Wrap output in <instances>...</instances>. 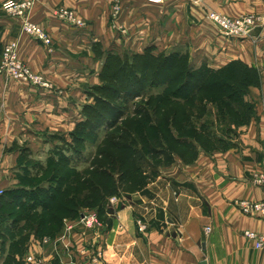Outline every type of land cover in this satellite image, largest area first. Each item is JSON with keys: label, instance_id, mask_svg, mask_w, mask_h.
I'll return each mask as SVG.
<instances>
[{"label": "crops", "instance_id": "crops-1", "mask_svg": "<svg viewBox=\"0 0 264 264\" xmlns=\"http://www.w3.org/2000/svg\"><path fill=\"white\" fill-rule=\"evenodd\" d=\"M4 1L0 54L5 44L16 41L19 58L50 87L0 76V190L21 186L16 172L27 153H48L58 136L71 134L81 121V105L91 100L87 88L99 83L102 63L92 44L129 52L154 45L158 51L188 53L191 61L213 69L240 62L257 78L244 96L254 115L237 144L200 155L140 189L115 194L119 201L107 200L99 213L100 239L73 236L74 259L90 264L87 248H101V264H264V248L243 236L245 230L264 232L263 219L243 214L236 204L264 200V189L252 180L256 171H264V0H123L116 24L124 31L113 27L111 0H36L30 18L47 30L50 44L21 32L18 18L3 9ZM56 6L73 10L86 27L56 18ZM210 11L233 18L253 15L255 23L246 36H228L208 18ZM138 219L145 231L138 229ZM28 241L45 259L63 260L68 251L59 241L58 248L40 244L34 235ZM1 246L0 240V264H11ZM15 260L12 264H25L24 258Z\"/></svg>", "mask_w": 264, "mask_h": 264}, {"label": "rangeland", "instance_id": "rangeland-1", "mask_svg": "<svg viewBox=\"0 0 264 264\" xmlns=\"http://www.w3.org/2000/svg\"><path fill=\"white\" fill-rule=\"evenodd\" d=\"M6 1L7 0L3 2L2 7ZM122 2L123 0L121 1V8ZM203 2L194 1L195 4H200ZM113 4L114 0H111L109 16L112 19L113 27L115 26V28L121 29L116 24L121 12V8L118 17L113 19L111 15L113 11ZM211 12L215 11H210L207 13L209 19ZM18 20L20 24V18H18ZM30 20L34 22L31 18ZM211 22L213 21L211 20ZM215 26L222 33H224L216 24ZM79 27L85 28L86 22L84 21V26ZM121 31L124 30L121 29ZM4 46L2 47L0 60ZM91 49L95 59L100 60L102 63L98 72L99 83L87 88V94L91 100L81 105V120H84L82 114L84 112L83 107L85 105H93L96 94L106 96L110 102L120 104L121 108H125V114L123 118L121 119L120 123L113 128L103 126L93 133L85 132L80 134L75 132L73 136L77 141L74 142L73 136H71V134L67 136H58L59 138L56 141V146L48 151V153L47 151H43L42 153H27V155H25L26 159L21 160L16 174L21 181L22 187L19 188H22V192L25 191L29 193L32 191L36 196H39L42 192L43 194L47 192L54 193V188H57L58 179L61 175L68 173L70 175L80 174L79 180L76 181L75 185H73L76 191L74 192L75 195L73 194V198H71L68 203H73L75 209H79L84 205L93 207L92 209L85 207L82 208L81 211L88 209L89 211L97 213L100 225L95 231L87 230L78 224V218H65L63 220L64 226L62 231L57 234L55 238H49L50 241L48 243H43L44 239L48 238L47 236H43L42 238L35 236L37 239H40V244H49L54 248H58L59 245L57 244V241H59L62 243V246L65 248V250L68 248L63 261L54 260L53 258L45 259L41 256V254L39 255L32 244L27 245L29 242L28 239L34 233V230L26 231V234L29 232V235L27 241L25 240L26 245L28 246L25 253L23 250L25 244L19 248H15V246H13V250H11L12 248L8 244L11 241L18 239L22 234L7 229L9 226L8 222L12 220L10 218L13 214H11V216L8 218L0 217V221L5 222L3 227H0V240H4L5 242L4 246H1V251L4 256H7L8 252H16L15 256H18L21 260V258H25V255L28 251H31L36 256L46 260L47 262L76 264V259L74 258L77 256L76 250L78 249V246L77 243L75 244L72 241L73 236H79L82 241L88 235L91 236V238L94 237L100 239V236H102L101 232L103 222L99 218L96 209L102 210L103 205L107 202V200L109 202L111 194L126 193L140 189L158 176H171L172 173L179 172L182 166L193 160H196L200 155L212 154L214 151L225 150L227 147L237 144L240 131L242 127L246 125L244 124L241 127H236V125H234L238 123V119L236 117L227 115L226 113L222 115L216 114V108H214L211 103L206 101V95H203L202 98H194L191 101H185L182 98H174L173 96L165 99L163 96L164 94H167L168 91H165L163 87L150 86L149 83L145 84L147 87L143 95L129 100L126 103L116 100L113 94H103L101 93V90L99 92L97 88L102 85L100 71L103 67L106 53L117 54L121 58L127 56L129 59H131L134 54H142L146 50L148 53L153 55H158L161 53L167 54V52L158 51L154 45H146L141 52H129L127 50L121 51L115 48L102 50L100 43H98L97 46L95 43L92 44ZM179 53L187 54L190 64L195 68L206 66L204 63L200 65L198 62L195 63L191 61L188 53L180 51ZM21 62L32 73L40 76L47 86L34 83L30 80L13 78L5 74L0 76L22 80L37 87H50V84L40 73L33 71L24 61L21 60ZM249 104L252 106L251 103ZM250 105L244 110V118H246V123L248 121V115H250L252 111ZM208 111L211 113H208ZM174 112L178 113V119L175 122L173 121ZM143 113L147 114L148 120H145L142 117ZM178 134L179 136H177ZM180 136H185V139L178 138ZM157 137L162 139L163 148L166 149L169 154L168 158L161 156L159 158L148 159V157H146L143 159L144 161L140 162L127 161L135 159L134 154L136 151H141L145 156H147V146L150 144L156 147L153 139ZM124 140H127L126 147H123ZM137 165L138 167L136 169L135 167ZM34 177L35 180L31 182V179ZM26 181L29 182V184H26ZM88 181H90V185L87 184ZM26 199H28V197H26ZM42 199L45 200L46 197L42 196ZM18 202L19 201H16L14 204H18ZM9 209L10 207H8V211ZM39 211L40 208L38 207V214L40 213ZM36 219L37 217L34 216V218L31 220L34 221ZM68 225H71V229L69 230H67ZM96 234L98 236H96ZM82 244L83 242L81 245ZM75 245L76 249H73ZM97 249L101 250L103 254V250L101 248ZM87 250L89 251L90 259L91 251L88 248ZM14 261L16 260H10L9 263L12 264Z\"/></svg>", "mask_w": 264, "mask_h": 264}, {"label": "trees", "instance_id": "trees-1", "mask_svg": "<svg viewBox=\"0 0 264 264\" xmlns=\"http://www.w3.org/2000/svg\"><path fill=\"white\" fill-rule=\"evenodd\" d=\"M95 45L97 46L98 43H95ZM256 78L257 72L240 62L230 63L220 69H211L207 66L195 68L190 64L188 55L179 52L153 55L146 50L142 54H134L131 59L127 56L121 58L117 54L106 53L105 61L100 71L102 85L97 90L99 92L101 90L103 94H113L116 100H120L123 103L143 95L147 87L145 84L147 83L150 86L163 87L165 91H168L163 96L165 99L173 96L174 98L191 101L194 98H202L203 95H206V101L216 108V114L222 115L226 113L236 117L238 123L234 125L241 127L247 124L254 115L253 106L245 101L244 96L249 85ZM249 105L252 111L248 115L246 123L244 110ZM83 110L84 120L79 121L75 125L71 136L75 132L80 134L85 132L93 133L103 126L108 128L116 127L125 114V108H121L120 104L110 102L108 97L99 94L94 97V104L85 105ZM208 113L211 112L208 111ZM177 116L178 113L174 112V122L178 119ZM142 117L148 120L146 113H143ZM178 138L185 139V136ZM74 141L77 140L73 136ZM153 142L157 148L149 144L147 146V156L141 151H136L134 154L135 159L127 161L140 162L144 161L143 159L146 157L148 159L161 156L168 158L169 154L163 148L162 139L157 137L153 139ZM124 146H127V140H124ZM137 167L138 165L135 168L137 169ZM79 176L80 174L70 175L69 173L59 176L58 186L54 188V193L47 192L43 194L41 191L42 193L36 196L32 191L29 193L22 192V188H19L22 186L2 192L0 195V217L8 218L13 214L10 218L12 220L8 222L9 226L7 229L22 234L18 239L8 244L11 246V250H13V246L19 248L25 244L23 250L24 253L26 252V241L29 235V232L26 234V231L34 230L32 235L39 238L43 236L55 238L62 231L65 218H77L82 208H93L89 205H84L79 209H75L73 203H68L75 195L74 192L76 191L73 185L79 180ZM34 180L35 177L31 179V182ZM26 184H29V182L26 181ZM87 184L90 185V181ZM181 185L192 188L189 183ZM113 195L115 194H111V196ZM42 196L46 197V199L43 200ZM16 201H19L18 204H14ZM8 207H10L9 211ZM38 207L40 208L39 214L37 213ZM96 210L99 215L101 210ZM34 216L37 219L32 221L31 219ZM4 244L5 242L2 240V246ZM10 253L8 252L6 256L7 263L10 260H15L16 252Z\"/></svg>", "mask_w": 264, "mask_h": 264}, {"label": "built area", "instance_id": "built-area-1", "mask_svg": "<svg viewBox=\"0 0 264 264\" xmlns=\"http://www.w3.org/2000/svg\"><path fill=\"white\" fill-rule=\"evenodd\" d=\"M122 0H114L113 11L111 13L112 18L115 19L118 17ZM152 3H160L162 0H147ZM195 2H203L204 0H194ZM35 0H7L4 3V10L10 14L20 18V27L21 32L28 34L35 39L43 42L44 44L51 43V37L47 30H45L41 25L34 23L30 20V13L34 5ZM53 15L60 19L78 26H84V21L79 19L73 10L58 6L52 10ZM210 19L227 35L234 37H243L246 36L249 32V29L255 23V17L252 15H244L237 18H231L226 15L211 12ZM5 74L7 76L30 80L34 83L47 86V84L42 80L38 75L32 73L18 58L17 56V42L7 43L2 52L0 60V75ZM253 182L261 186L264 189V171H256L252 177ZM0 190V195L2 194ZM119 201V197L114 195L111 196L109 202L115 204ZM238 208L243 214L248 216H255L263 219L264 223V200L261 201H251V200H238L236 202ZM78 224L84 227L87 230L95 231L96 228L100 225L98 221L97 213L85 209L79 213ZM138 229L140 231H145L146 224L143 220H137ZM71 229V225L67 227ZM66 230V231H67ZM205 231L209 233L211 227H205ZM96 236H98L96 234ZM243 236L253 242V245L257 249L264 248V232H256L253 230H245ZM49 238H45L43 243H48ZM102 251L96 249L94 252H91L90 264H100L102 260ZM24 261L26 264H63L62 262H47L44 259L39 258L33 252L28 251L25 255Z\"/></svg>", "mask_w": 264, "mask_h": 264}]
</instances>
